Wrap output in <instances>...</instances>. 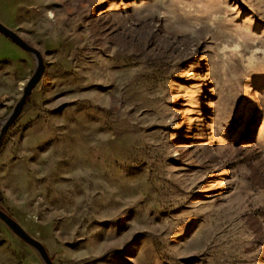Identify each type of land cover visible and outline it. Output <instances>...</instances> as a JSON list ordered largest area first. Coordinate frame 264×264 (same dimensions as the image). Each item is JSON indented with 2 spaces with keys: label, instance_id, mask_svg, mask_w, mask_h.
Instances as JSON below:
<instances>
[{
  "label": "rangeland",
  "instance_id": "374dc122",
  "mask_svg": "<svg viewBox=\"0 0 264 264\" xmlns=\"http://www.w3.org/2000/svg\"><path fill=\"white\" fill-rule=\"evenodd\" d=\"M0 21L44 63L0 208L54 264H264V0H0ZM35 67L0 34V124ZM0 264L44 263L0 220Z\"/></svg>",
  "mask_w": 264,
  "mask_h": 264
},
{
  "label": "water",
  "instance_id": "95a60500",
  "mask_svg": "<svg viewBox=\"0 0 264 264\" xmlns=\"http://www.w3.org/2000/svg\"><path fill=\"white\" fill-rule=\"evenodd\" d=\"M0 34L8 38L14 44L20 48L26 50L27 52L34 55L36 59V67L27 79L26 83L22 87L21 95L9 112V114L4 118L0 124V140L7 130V128L15 121V119L21 113L27 98L31 95L34 87L41 79V76L44 71V63L41 57L40 51L33 45L27 43L22 36H20L16 31L6 26L3 22L0 21ZM0 220L20 239L28 243L33 249L37 252L40 259L44 264H54L48 250L46 247L35 237H33L25 228L12 216L6 213L0 208Z\"/></svg>",
  "mask_w": 264,
  "mask_h": 264
},
{
  "label": "bare ground",
  "instance_id": "6f19581e",
  "mask_svg": "<svg viewBox=\"0 0 264 264\" xmlns=\"http://www.w3.org/2000/svg\"><path fill=\"white\" fill-rule=\"evenodd\" d=\"M51 14V13H50Z\"/></svg>",
  "mask_w": 264,
  "mask_h": 264
}]
</instances>
